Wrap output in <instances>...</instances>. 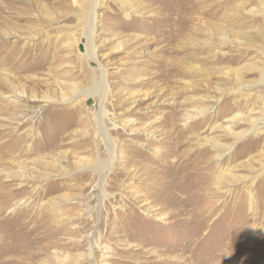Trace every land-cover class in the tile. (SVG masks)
Wrapping results in <instances>:
<instances>
[{
    "label": "rangeland",
    "instance_id": "1",
    "mask_svg": "<svg viewBox=\"0 0 264 264\" xmlns=\"http://www.w3.org/2000/svg\"><path fill=\"white\" fill-rule=\"evenodd\" d=\"M90 3L0 0V264H264V0Z\"/></svg>",
    "mask_w": 264,
    "mask_h": 264
},
{
    "label": "bare ground",
    "instance_id": "2",
    "mask_svg": "<svg viewBox=\"0 0 264 264\" xmlns=\"http://www.w3.org/2000/svg\"><path fill=\"white\" fill-rule=\"evenodd\" d=\"M95 3H96V0H91V6L90 7H93L94 5H95ZM89 56L93 59V57L94 56H92V54H91V51H90V53H89ZM100 84V86L101 87H99V86H96V88L94 89L95 91H98L99 92V99H100V101L101 102H103V95H104V91L103 92H101L102 91V83H99ZM101 92V93H100ZM93 93V92H92ZM101 104V103H100ZM108 146H109V144H108ZM110 148V147H109ZM111 153H112V151H111Z\"/></svg>",
    "mask_w": 264,
    "mask_h": 264
}]
</instances>
